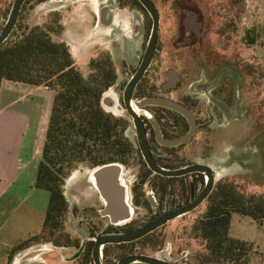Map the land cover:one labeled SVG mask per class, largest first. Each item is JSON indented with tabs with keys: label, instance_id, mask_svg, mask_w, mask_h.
<instances>
[{
	"label": "rangeland",
	"instance_id": "1",
	"mask_svg": "<svg viewBox=\"0 0 264 264\" xmlns=\"http://www.w3.org/2000/svg\"><path fill=\"white\" fill-rule=\"evenodd\" d=\"M94 1L113 10L114 25H101L100 29L92 25V16L96 12ZM154 1L165 14H168L175 3L195 9L200 7L206 25L204 47L199 51V48L178 49L168 45L167 40L172 34L171 24L165 22L158 58L162 70L176 69L184 75V83L189 85L207 81L208 74H212L213 79L217 77L218 81L228 71L237 75L231 86L230 108L234 115L232 123L227 127L214 128L212 140L208 138L209 133L201 135L202 142L210 140L212 150L210 157H205L203 150L198 155L203 157L202 162L206 161L215 170V186L219 181L234 180L246 187L248 193L264 196V133H255L256 138H252L250 133L255 119L260 120L261 126L264 125V78L250 76L244 80L241 76L244 65L264 67V0ZM14 2L15 0H0V32L9 18ZM33 28H40L53 42L65 44L76 67L85 78H89L96 73L90 66L93 60L102 65L111 64L116 72L122 71V68L133 69L142 53L143 42L148 39L151 23L147 24L141 13L125 8L124 3L119 4L117 0H27L8 43L20 40ZM112 43H117L119 47L113 50ZM123 58L126 59L125 62ZM120 73L117 76H121ZM213 82H210L212 86ZM117 83L121 84V79ZM50 84L48 82L41 87L53 90L56 95V90L52 88L54 86L50 87ZM197 92L200 100L206 103L212 95L204 89H198ZM120 96L121 93L114 87L108 89L102 97V108L106 114L123 118L129 123L130 119L120 105ZM51 115L47 120L45 140ZM126 134L135 142L131 127ZM131 160L128 165L122 164L121 178L125 185L129 219H136L146 214L145 208L134 202V191L136 187L137 196L141 191H148L142 185L147 172ZM93 169L81 164L65 179L63 191L69 209L60 228L62 232L73 236L86 235L77 214L83 212L90 203L99 205V197L102 199L89 182ZM155 197L159 202L158 198L161 196L158 192ZM207 208L208 200L194 214L170 223L158 233L159 238L155 240L162 250L156 248L150 254L154 257L162 254L171 257L173 253L176 255L187 250L190 252V264H199L195 255L202 251L203 243L194 238L193 228ZM230 231L233 238L248 243L249 264H259L262 255L258 250L264 253V222L257 223L249 217L234 214ZM49 234V230L43 232V242L50 243L46 246L55 245L53 241L57 240L56 236L50 237Z\"/></svg>",
	"mask_w": 264,
	"mask_h": 264
},
{
	"label": "flooded vegetation",
	"instance_id": "2",
	"mask_svg": "<svg viewBox=\"0 0 264 264\" xmlns=\"http://www.w3.org/2000/svg\"><path fill=\"white\" fill-rule=\"evenodd\" d=\"M151 1L159 14L155 54L147 69L138 80L134 81L145 61L154 21L140 0H117L119 4L124 3L125 8L141 13L147 24L151 23V29L148 39L143 42L142 53L136 66L133 69L119 70L122 77L117 76L118 72L114 70L116 78L108 88L114 87L121 93L120 105L130 119L127 130L131 127L134 132L135 142L131 141L134 145V155L130 160L138 163L147 172L142 179V185L148 191L143 192L140 189L138 196L136 187L134 191V202L145 208V216L136 219L128 217L124 222L117 223L107 213V205L103 198L99 197V205L90 203L83 212L77 214L79 224L85 228L86 235L73 236L61 232L62 235L53 241L55 245L46 246L50 243L43 242L41 233L29 238L14 250L11 253L10 264L14 263L15 258L18 264H122L131 257L154 258L165 264H190V252L187 250H182L176 255L173 253L171 257L165 254L154 257L150 253L156 248H161L155 243L159 238L158 233L177 219L194 214L209 198L192 211L185 212L186 208L200 198L208 184L206 174L192 168L207 166L213 170V175L216 177L215 170L206 161L202 162L203 157L198 155V152L203 150L204 156H209L212 150L210 140L215 134L214 128L227 127L232 123L234 115L230 108L231 86L237 75L228 71L226 76L218 81L217 77L213 79L212 74H208L207 81L198 82V85H189L184 83V75L176 69L162 70L158 58L165 22L171 24L172 34L167 40L168 45L171 44L178 49L199 48V51L204 47L206 25L200 7L195 9L175 3L168 14H165L154 0ZM94 4L96 12L94 11L92 16V25L96 27L99 24L114 25L113 10L109 6L102 7L97 1H94ZM21 12L22 9L15 27ZM118 47L117 43H112L113 50ZM125 60L123 58L124 62ZM241 73L244 80L249 77L243 69ZM120 79L121 84H118ZM211 81H214V86L210 84ZM198 89L212 93L207 103L200 100ZM217 103H221L223 108ZM203 133H209L208 138L211 139L202 142ZM129 162L124 165H128ZM160 171L181 172V174L169 176ZM157 192L161 196L158 198L159 202L155 197ZM173 214L177 215L176 218L139 239L118 243L99 242L104 237L128 236L158 219ZM130 264L144 263L137 261Z\"/></svg>",
	"mask_w": 264,
	"mask_h": 264
},
{
	"label": "trees",
	"instance_id": "3",
	"mask_svg": "<svg viewBox=\"0 0 264 264\" xmlns=\"http://www.w3.org/2000/svg\"><path fill=\"white\" fill-rule=\"evenodd\" d=\"M8 40L0 47V84L3 80L35 86L50 82L56 90L35 187L50 193L43 232L49 230L50 237L57 239L69 209L63 191L66 177L81 164L91 168L126 164L134 155V145L126 136L127 120L102 108L103 94L116 78L111 64L93 60L90 66L96 73L85 78L66 45L53 42L40 28L16 42ZM242 69L249 77L264 78V67ZM257 132L264 133V125L255 119L252 138ZM234 214L264 222V196L248 193L234 180L219 181L206 213L193 228L194 238L203 243L195 255L199 264H249L248 243L230 235Z\"/></svg>",
	"mask_w": 264,
	"mask_h": 264
},
{
	"label": "crops",
	"instance_id": "4",
	"mask_svg": "<svg viewBox=\"0 0 264 264\" xmlns=\"http://www.w3.org/2000/svg\"><path fill=\"white\" fill-rule=\"evenodd\" d=\"M54 99L41 86L0 85V264H10L14 249L43 231L50 193L35 183Z\"/></svg>",
	"mask_w": 264,
	"mask_h": 264
},
{
	"label": "water",
	"instance_id": "5",
	"mask_svg": "<svg viewBox=\"0 0 264 264\" xmlns=\"http://www.w3.org/2000/svg\"><path fill=\"white\" fill-rule=\"evenodd\" d=\"M26 1L27 0H15L11 13H10L9 20L5 28L0 34V46L8 39L11 32L13 31L17 23L20 11ZM140 2L146 7V9L152 15L153 21H154V29H153L152 38L150 40L149 46L146 51L145 61L141 67L138 77L134 81L140 78V76L149 66L155 54L157 30L159 26V14H158L155 4L151 0H140ZM131 86H133V84ZM217 104H219V106L223 108V105H221V103H217ZM122 166L123 165L120 163H109V164H104V165L95 167L89 179L90 184H92L96 188V190L99 192V194L105 201L107 205V210H108L107 213L117 223L124 222L129 217V206L127 204V199H126L125 185L121 178V167ZM192 170H199L202 173L206 174L208 178V184H206L200 198L196 202H194L192 205H190L188 208H186L185 212H190L193 209H195L198 205L203 203L205 199L209 197V195L212 193L215 187L216 177H214L213 170L211 168L207 166H197L195 168H192ZM160 173H163L169 176L181 174V172H162V171H160ZM176 216H177L176 214L165 216L149 224L147 227L133 234H129L128 236L106 237V238L104 237V238H101L99 242L102 241L103 243H118L122 241H131V240L139 239L145 236L146 234H148L149 232L164 225L168 221L173 220L174 218H176ZM137 261L142 262L144 264H165L154 258H147V257H142V258L131 257V258H128L126 261H124L122 264H130L132 262H137ZM17 262L18 260L17 258H15V261L13 264H16Z\"/></svg>",
	"mask_w": 264,
	"mask_h": 264
},
{
	"label": "bare ground",
	"instance_id": "6",
	"mask_svg": "<svg viewBox=\"0 0 264 264\" xmlns=\"http://www.w3.org/2000/svg\"><path fill=\"white\" fill-rule=\"evenodd\" d=\"M101 28V27H100ZM100 28H98V29H100Z\"/></svg>",
	"mask_w": 264,
	"mask_h": 264
}]
</instances>
